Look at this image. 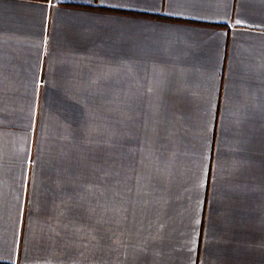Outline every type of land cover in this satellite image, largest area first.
Listing matches in <instances>:
<instances>
[{
  "label": "crops",
  "instance_id": "0c3cea01",
  "mask_svg": "<svg viewBox=\"0 0 264 264\" xmlns=\"http://www.w3.org/2000/svg\"><path fill=\"white\" fill-rule=\"evenodd\" d=\"M0 264H264V0H0Z\"/></svg>",
  "mask_w": 264,
  "mask_h": 264
}]
</instances>
